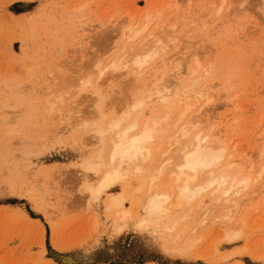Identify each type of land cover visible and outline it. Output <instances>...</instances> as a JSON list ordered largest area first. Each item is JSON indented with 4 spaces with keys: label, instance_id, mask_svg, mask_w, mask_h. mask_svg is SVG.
<instances>
[{
    "label": "rangeland",
    "instance_id": "1",
    "mask_svg": "<svg viewBox=\"0 0 264 264\" xmlns=\"http://www.w3.org/2000/svg\"><path fill=\"white\" fill-rule=\"evenodd\" d=\"M147 12L152 19L146 35L157 29L177 44L189 41L185 50L198 51L202 66L196 75L205 78L199 88L215 94L203 118L215 117L216 137L236 134L244 140L235 164L245 171L252 168L250 160L264 164V136H259L264 122L257 127L261 115L264 120V0H0V264H264V178L233 208L227 224L203 228L201 240L184 255L167 252L168 232L161 223L138 228L131 219L116 227L106 210L108 198L124 189L128 208L140 209L144 199L134 192L133 177L102 188L96 145L86 139L85 147L81 139L90 137L86 125L100 115L79 83L90 72L96 75L100 60L139 42L141 37L126 43L123 28L142 27ZM187 54L166 49L148 82L182 81L192 72ZM176 64H183V74L171 77ZM123 73L118 89L106 91V117L119 115L132 100L138 82L124 80L128 73ZM155 113L150 104L146 116ZM11 118L26 132L6 133L14 126L6 121L13 123ZM9 148L17 149L21 161L14 172L4 162ZM211 204L206 197L204 208ZM230 226L241 231L233 241L224 238Z\"/></svg>",
    "mask_w": 264,
    "mask_h": 264
},
{
    "label": "bare ground",
    "instance_id": "2",
    "mask_svg": "<svg viewBox=\"0 0 264 264\" xmlns=\"http://www.w3.org/2000/svg\"><path fill=\"white\" fill-rule=\"evenodd\" d=\"M221 10L219 7L215 18L220 15ZM160 15L157 14V17ZM113 17L109 18L110 21ZM151 19L152 15L147 12L146 23L142 27L137 28V24L125 26L123 32L126 43L141 37L139 42L127 45L109 60H100L95 64L96 75L90 72L86 78H81V91L95 101L94 108L100 115L99 119L86 125L91 132L90 137L81 139L84 146L89 140L88 144L93 143L98 147H94L99 159L95 166L99 164L102 167L100 184L103 189H110L119 182L124 183L128 177L138 180L134 192L143 195L140 209L126 206V189L108 198L106 210L115 217L114 226L126 224L131 219L135 220L138 228L161 223L168 232L167 252L184 255L190 253L201 240L203 236L200 231L203 228L214 226L216 221L227 224L233 208H238L245 196L255 193L251 189H257L259 183L256 184V181L264 178V164L256 166L249 159L252 167L249 171H245L241 164H235V152L242 148L244 140L236 139V134H230L227 139L216 137V125L213 122L215 117L203 118V113L215 100V94L206 86L201 85L203 87L199 88L205 78L196 75L202 66L198 51L185 50V44L191 46L189 41L181 39V43L177 44L173 38L166 39L165 34L156 28V32L146 35L151 28ZM208 23L209 21L203 23L201 28ZM154 34H158V38L148 40ZM168 48L181 54L190 52L184 57L185 63L190 65L187 70L192 72L182 81L166 78L152 85L147 80L148 73L155 63L161 61L157 59L158 56ZM182 65H175L176 72L170 73L171 77L183 74L180 71ZM124 71L128 73L124 80L138 82L136 89L133 88L132 100L119 115L106 117L102 109L106 91L118 89L120 83L116 79ZM206 73L208 76V70ZM140 84H143V88L138 90L137 85ZM194 98L196 101L188 102ZM47 101L49 106L46 107L45 104L42 107L45 106L51 112L54 104L50 97ZM150 104L154 106L156 113L146 116V109ZM197 106V112L190 114ZM235 108L240 110L242 106L237 104ZM26 116L30 118L27 114ZM261 117L258 128L264 122L263 115ZM238 119L239 117L232 119L236 128L239 127ZM6 121L10 126L14 124L7 129L6 133L9 135L13 132H26L23 126L20 127L21 123H14L16 120L13 123ZM231 130L228 129L229 132ZM261 135L264 136V133L261 132L259 136ZM260 141L258 137L255 144L258 146ZM163 146H166L164 150L161 148ZM157 147L162 150L158 152ZM9 149L4 162L14 172L16 168H20L15 166L16 162L21 161L16 160L15 155L19 154L15 153L17 149ZM246 154L250 155L248 152ZM254 173L258 176H254ZM206 197L211 198L212 204L204 208ZM169 221L171 222L168 223ZM116 227L115 230L118 231ZM240 235L238 228L230 226L225 230L224 238L233 241Z\"/></svg>",
    "mask_w": 264,
    "mask_h": 264
},
{
    "label": "trees",
    "instance_id": "3",
    "mask_svg": "<svg viewBox=\"0 0 264 264\" xmlns=\"http://www.w3.org/2000/svg\"><path fill=\"white\" fill-rule=\"evenodd\" d=\"M143 262H145V261H143ZM143 262H135V263H143Z\"/></svg>",
    "mask_w": 264,
    "mask_h": 264
}]
</instances>
